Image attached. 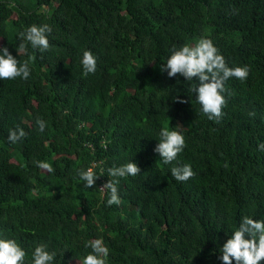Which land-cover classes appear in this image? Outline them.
Listing matches in <instances>:
<instances>
[{"label":"trees","instance_id":"trees-1","mask_svg":"<svg viewBox=\"0 0 264 264\" xmlns=\"http://www.w3.org/2000/svg\"><path fill=\"white\" fill-rule=\"evenodd\" d=\"M33 23L51 27L49 48L28 49L27 79L0 80V235L29 256L46 243L55 264H82L96 237L107 264H221L241 216L264 218V0H0V45L19 61L16 33ZM202 35L228 66L249 68L224 81L219 120L200 111L195 81L158 68ZM85 48L97 69L81 75ZM168 120L185 146L164 165L153 149ZM17 125L26 136L11 143ZM128 159L140 171L118 178L120 203L107 205V169ZM178 163L194 175L175 180ZM88 167L99 174L89 188L77 180Z\"/></svg>","mask_w":264,"mask_h":264},{"label":"clouds","instance_id":"clouds-1","mask_svg":"<svg viewBox=\"0 0 264 264\" xmlns=\"http://www.w3.org/2000/svg\"><path fill=\"white\" fill-rule=\"evenodd\" d=\"M51 27L46 23L30 24L16 33L20 40L19 47L28 55V58L19 61L6 45H0V80L19 77L24 80L30 75V63L33 59L28 49L45 51L49 48L47 34ZM81 75L94 73L97 69V57L85 48L80 56ZM161 72H166L168 77L177 74L184 81H195L189 85V90L195 93V100L200 105V111L209 120H219L222 115V106L225 104L223 93L224 81L229 77L244 80L249 72L247 65L226 64L223 55L218 51L212 39L202 35L192 43H185L179 47H173L164 62L159 63ZM183 102V101H182ZM45 121L39 117L35 124L38 131H44ZM26 133L18 125L9 129L7 140L16 143L25 137ZM157 143L154 152L158 153L161 163L168 165L177 159V154L182 152L185 146V138L181 131L172 128L168 123L158 130ZM257 149L264 152V141L257 144ZM36 166L51 173L53 168L46 161H36ZM139 166L128 159L126 163L112 166L107 169V175L112 179L102 185L107 191V205L119 204L120 197L117 191L118 178L135 176L139 172ZM103 173V172H101ZM100 173V174H101ZM171 176L177 181H185L194 175L190 164H177L170 168ZM99 174L92 167L77 170V180L82 181L85 187H91ZM220 244L218 259L221 264H260L264 259V218H254L242 215L237 225L232 228L230 234ZM85 249H90L82 258V264H107L109 249L103 241V237L85 241ZM57 253L49 250L46 243H36L31 249L30 256L26 253L15 238L0 235V264H55Z\"/></svg>","mask_w":264,"mask_h":264},{"label":"rangeland","instance_id":"rangeland-1","mask_svg":"<svg viewBox=\"0 0 264 264\" xmlns=\"http://www.w3.org/2000/svg\"><path fill=\"white\" fill-rule=\"evenodd\" d=\"M33 4H34V3H31V6H30V7H33ZM239 37H240V36H238V35H233V36H230V39H231V40H234V41L237 42V41L239 40Z\"/></svg>","mask_w":264,"mask_h":264}]
</instances>
